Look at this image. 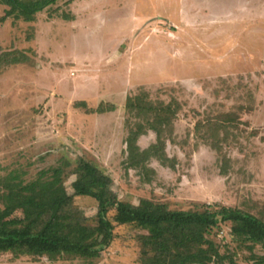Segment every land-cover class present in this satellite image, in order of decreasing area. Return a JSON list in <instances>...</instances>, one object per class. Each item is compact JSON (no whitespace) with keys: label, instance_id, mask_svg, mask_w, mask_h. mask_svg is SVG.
Instances as JSON below:
<instances>
[{"label":"rangeland","instance_id":"rangeland-1","mask_svg":"<svg viewBox=\"0 0 264 264\" xmlns=\"http://www.w3.org/2000/svg\"><path fill=\"white\" fill-rule=\"evenodd\" d=\"M140 87L181 108L165 133L167 159L130 167L125 101ZM100 103L114 110L88 112ZM239 106L218 151L196 124ZM155 140L147 129L138 145ZM78 158L107 174L122 201L145 198L174 210L218 203L264 218V0H58L32 22H0V176L15 171L30 181L61 166L73 195ZM73 203L94 219V199L73 196ZM144 232L116 225L90 264H139ZM209 237L237 264H252L227 223ZM0 264L89 263L4 253Z\"/></svg>","mask_w":264,"mask_h":264},{"label":"trees","instance_id":"trees-1","mask_svg":"<svg viewBox=\"0 0 264 264\" xmlns=\"http://www.w3.org/2000/svg\"><path fill=\"white\" fill-rule=\"evenodd\" d=\"M56 1L0 0L6 7L0 22L8 17L32 22L38 12ZM20 57L14 56L11 61L18 63L26 58ZM75 105L86 108L84 102ZM241 107L219 113L208 123L198 121L195 128L207 130L209 143L219 151L221 142L227 140L231 123L238 121ZM180 108L174 99L169 102L151 99L141 87L127 96L124 143L128 166H144L152 157L162 163L167 159L165 133L171 132ZM109 110H114L113 104L100 103L88 112ZM147 129L156 133V140L142 149L138 139ZM222 130L223 135L220 134ZM71 174L75 175L73 195L66 191L65 171L61 166L41 170L30 181L23 180L15 171L0 176V254L10 253L15 258L45 257L51 262L72 258L90 264L97 253L111 243L116 225H134L145 231L138 239L139 264H237L233 255L222 253L209 237L213 228L227 223L232 238L247 251L246 260L264 264L262 217L218 203L194 204L187 210H174L165 203L145 198L136 204L122 201L111 188V178L84 158L76 160ZM73 196L95 200L97 211L92 221L74 205ZM16 211L22 216H15ZM256 246H260L262 252H257Z\"/></svg>","mask_w":264,"mask_h":264}]
</instances>
